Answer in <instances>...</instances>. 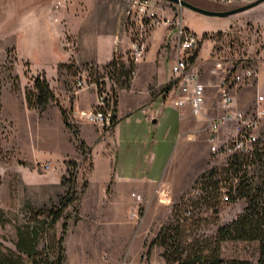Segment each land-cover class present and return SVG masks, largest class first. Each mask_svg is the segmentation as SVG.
<instances>
[{"label":"crops","instance_id":"crops-1","mask_svg":"<svg viewBox=\"0 0 264 264\" xmlns=\"http://www.w3.org/2000/svg\"><path fill=\"white\" fill-rule=\"evenodd\" d=\"M30 1L13 5L14 20L6 31L5 41L0 42V59L6 50H12L17 70L23 65L30 74H44L52 90L60 85L59 64L104 65L116 54L129 53L131 31L125 25L122 0ZM186 9L198 15H184V25L199 36L207 33V37L200 36L194 63L201 67L204 82L210 84L216 79L209 73L210 54L217 39L212 33L230 27L234 14L207 16ZM260 23L264 37V20ZM171 29L168 24H160L151 31L146 51L135 63L128 86L117 92L115 117L106 132L101 135L91 122H79V136L90 150V168L83 179L85 186L79 205L81 214L92 217L93 223L99 220L106 225L102 226V232L112 226L113 232L119 234L126 225L128 211L137 204L136 195L145 199L166 189L174 192L197 176L196 160L201 153L198 155L196 150L199 141L195 132L199 122L188 105L180 108L173 105L175 94L170 88L163 89L174 58L172 42L163 46ZM261 56L264 58V45ZM259 79L255 89L261 94L264 86ZM53 92L56 94V90ZM62 93L60 105L66 108L69 98L65 90ZM254 94L241 89L235 95V106L242 107V97L255 100ZM216 97L215 88L208 86L205 105L210 112L216 111ZM95 99L93 88L84 89L72 98V105L89 110ZM0 111L6 121L22 123V114L26 113L29 123H36V111L27 107L23 92L1 90ZM45 111L41 116L44 123H63L58 107L50 105ZM199 143L202 156H206L207 144ZM66 150L70 153L69 147ZM186 162L190 169L184 171ZM76 176L78 182L83 175ZM82 252L77 248L74 254Z\"/></svg>","mask_w":264,"mask_h":264},{"label":"rangeland","instance_id":"rangeland-1","mask_svg":"<svg viewBox=\"0 0 264 264\" xmlns=\"http://www.w3.org/2000/svg\"><path fill=\"white\" fill-rule=\"evenodd\" d=\"M122 1L125 5V25L128 26L126 13L130 5L127 0ZM150 1L156 7L163 5L158 10L161 15L165 14L167 16L166 12L164 13L167 9L169 22L176 19V17H181L184 24V18L186 17L184 15H198L175 3L164 0ZM186 1L206 9L227 10L246 5L255 0ZM28 2L31 1L0 0V42L5 41L6 31L13 23L14 18L11 15L13 5L29 4ZM232 17L234 20H232L230 27L212 33L217 38L216 45L218 47L228 48L235 46V44L247 47L249 43L247 41L251 42L255 33L260 37V40L255 41L256 45H250L248 48L257 47L256 53L258 54L254 66L258 76L251 85L239 89V91L247 89L250 93H256L254 94L256 95L255 100H245L242 97L241 100L244 104L241 108H238L235 106V95L238 91L234 95L233 108L247 111L256 104L257 95H263L264 97V93L258 94L255 89L258 85L259 74L260 84L264 86V58L261 56L264 37L260 23L261 20H264V1L252 8L234 14ZM172 27L171 23L170 28ZM172 34H174V31H172ZM226 51L228 52V50ZM8 54L14 57L12 50H6L5 55ZM17 65L16 61L15 64L10 66H0V92L3 89H10L14 93L23 92L25 98L26 91L32 87L33 78L44 74H30L23 65L20 68L21 70L18 71ZM210 66L211 63H209ZM58 81L60 85L54 87V90H56L54 100L44 110L40 111L27 106L29 109L36 111L34 113L37 118L36 123H29L26 113L22 114L24 116L22 123H12L6 121L0 111V258L6 255L19 254L16 248L17 227L27 224L36 225L38 220L47 217V212L57 205L59 199L65 196L66 193H69L70 202L58 206L57 209L61 210V217L52 228L56 237L63 235V264H165L162 256L163 247L158 244L151 245L164 223H176L177 220L181 222L183 217H187V222H184L187 223L184 235L188 237L202 234L211 236L215 234L219 225L231 221L242 211L245 205L244 200L227 201L224 193L226 189L222 187L224 181L221 180L222 174H220V171L228 165L230 156L214 155L210 152L203 124L198 123L195 137L197 141L207 144L208 153L206 156H202L203 149L198 142L196 150L198 155L201 153V158L196 160L197 176L188 183L178 186L174 192L166 189L155 192L154 196L145 199L140 196L138 199V195H136L137 204L128 211L126 225L121 227L119 234L113 232L112 226H110L109 231L102 232V226L106 227V225H103L99 220L93 223L92 217L81 214L79 205L80 195L85 183L83 179L86 171L90 168V150L79 136V123L71 124L74 128L67 127L61 113V109H63L66 115L68 109L73 106L72 98L74 96H69L67 93L65 94L69 96L70 107L63 108L60 105L61 94H63L62 89L65 92L67 89H72L73 78L67 75H58ZM215 81L211 82L209 86L215 88L217 100L218 90L214 86ZM50 105L59 108L63 123H44L41 120L42 114L46 113L45 110ZM260 105L264 107V99ZM32 115L31 117H33ZM93 125L101 135L107 130L95 124ZM227 130L229 128L222 129V137H226ZM255 132L257 134L264 133V123H258ZM68 147L70 153H67L68 150L66 149ZM46 164L48 167L44 166ZM184 169V171L190 169L188 162H186ZM210 169L218 171L217 179L221 182H219L220 188L218 190L213 189L206 196V192L202 190L201 181L198 178ZM77 173L83 175L78 177V182H76ZM200 195L203 198H200ZM136 210L141 213L140 221L131 219L129 216V212ZM46 219H49V217ZM63 223L66 226L62 232ZM46 237L44 232L39 234L37 246L39 250L45 251L48 243ZM77 248L83 250L82 254H74ZM148 248L150 249L147 253ZM220 256L224 260L238 259L256 262L258 243L242 240L224 241L220 245Z\"/></svg>","mask_w":264,"mask_h":264},{"label":"built area","instance_id":"built-area-1","mask_svg":"<svg viewBox=\"0 0 264 264\" xmlns=\"http://www.w3.org/2000/svg\"><path fill=\"white\" fill-rule=\"evenodd\" d=\"M127 1L130 6L126 13V23L131 31V44L129 53L123 56L122 60L127 63L129 59L135 65L146 51L151 31L160 24L172 23V30L166 34L163 46L172 42L174 47V58L167 83L175 94L173 105L178 108L189 106L191 115L203 124L206 141L212 154L232 156L235 153L252 151L257 140H264V133L255 132L257 124L264 123V107L260 105L264 97L257 95L256 104L247 111L234 109L233 103L235 93L240 88L251 85L258 76L254 66L258 54L257 47L248 48L255 44V41L260 40L259 35L255 33L251 42L247 41L249 42L247 47L235 44L223 48L218 47L217 42L214 44L210 54L209 73L217 77L214 86L218 90V99L216 111L210 112L205 105L206 88L210 84L202 80L201 67L194 63V54L201 37L188 29L181 17L169 22L165 14L158 13L161 6H153L150 0ZM172 31H174L173 35H171ZM15 63L11 54L4 55L0 60V66L3 67ZM134 73L135 69L132 71V76ZM72 85L73 88L65 92L69 96L75 97L79 91L93 88L96 99L89 110H80L73 106L68 109L67 122L74 124L84 120L104 129L109 128L114 120V98L118 90L122 89L115 78L103 73L98 80H95L83 71L73 78ZM224 128H229L226 137H222L221 133ZM44 166L48 167L47 164ZM137 198H140L139 195ZM129 216L136 221H140L142 217L138 210L129 212Z\"/></svg>","mask_w":264,"mask_h":264},{"label":"trees","instance_id":"trees-1","mask_svg":"<svg viewBox=\"0 0 264 264\" xmlns=\"http://www.w3.org/2000/svg\"><path fill=\"white\" fill-rule=\"evenodd\" d=\"M206 33L202 34L205 37ZM197 50L195 51L194 58ZM123 55L116 54L104 65L83 64L75 65L73 62L58 65V75H67L75 78L85 71L91 79L98 80L103 73L115 78L120 87H127L132 78L135 65L128 59L122 60ZM167 84L163 89L168 90ZM26 104L38 110H44L54 100V92L50 88L45 76L37 75L33 78L32 87L25 93ZM116 97L114 104L116 105ZM115 111V109H114ZM64 123L67 122L65 111L61 109ZM115 117V112H114ZM113 124V121H112ZM111 124V125H112ZM82 143V142H81ZM81 146V145H80ZM83 146V145H82ZM81 148V147H80ZM82 150V149H81ZM224 181L227 201L243 199L245 205L242 211L231 221L217 227L214 235H184L187 217L180 220L164 223L151 245L158 244L163 247L162 256L165 264H264V140H257L250 152L235 153L229 157L228 165L220 171ZM218 171L210 169L198 178L201 188L207 196L211 190L220 188ZM85 186V183H84ZM211 188V189H210ZM203 196L200 195V198ZM204 198H206L204 196ZM70 202L69 193L61 197L58 204L47 212V217L38 220L36 225L18 226L16 248L19 254L6 255L0 258V264H63L64 248L63 235L56 237L52 228L61 217L58 206ZM62 224V232L65 230ZM44 232L48 240L45 251L39 250L38 237ZM256 241L258 243V257L256 262L248 260H224L220 256V245L224 241ZM147 250V253L149 252Z\"/></svg>","mask_w":264,"mask_h":264},{"label":"water","instance_id":"water-1","mask_svg":"<svg viewBox=\"0 0 264 264\" xmlns=\"http://www.w3.org/2000/svg\"><path fill=\"white\" fill-rule=\"evenodd\" d=\"M164 1H168L170 3H175L178 4L180 6L186 7L188 9H191L197 13L203 14V15H207V16H219V17H226V16H230L233 14H237L239 12H242L244 10H247L249 8H252L258 4H260L261 2H263L264 0H255L251 3H248L246 5H242L239 7H235V8H231V9H227V10H211V9H206L200 6H197L195 4H192L186 0H164Z\"/></svg>","mask_w":264,"mask_h":264}]
</instances>
